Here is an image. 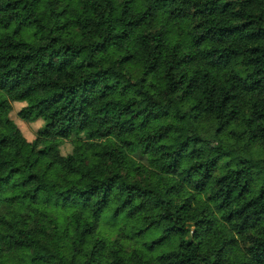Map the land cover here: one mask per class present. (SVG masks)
<instances>
[{
  "label": "trees",
  "instance_id": "16d2710c",
  "mask_svg": "<svg viewBox=\"0 0 264 264\" xmlns=\"http://www.w3.org/2000/svg\"><path fill=\"white\" fill-rule=\"evenodd\" d=\"M0 264H264V0H0Z\"/></svg>",
  "mask_w": 264,
  "mask_h": 264
},
{
  "label": "rangeland",
  "instance_id": "374dc122",
  "mask_svg": "<svg viewBox=\"0 0 264 264\" xmlns=\"http://www.w3.org/2000/svg\"><path fill=\"white\" fill-rule=\"evenodd\" d=\"M23 102H12L11 103V111L9 113L10 118L12 119V121L17 125V127L20 129L22 135L28 140V141H32L36 135L38 130L41 128L42 126V121L41 120H36V121H24L22 120L19 115L18 112L20 110V108L23 106ZM203 142L200 143L198 145L199 148V157L201 158H206L209 157L211 155H213L215 153V148L218 146H224L225 148L231 149V148H235V144L233 143H226L225 141H220L219 139L212 137V136H207V134H202L201 135ZM55 143V139L50 138L47 141L48 145H52ZM59 149L61 151L62 154H66L68 152H70L71 150V144L69 142V140H63L60 145H59ZM90 155L93 158V160H96V153H95V146L91 145L90 148ZM47 158L46 156H43L40 158V164L39 166L42 168L44 167V165L47 163ZM52 173L56 174L59 172L57 167H53L51 169ZM158 198L155 197L153 200H151V205H155L157 203Z\"/></svg>",
  "mask_w": 264,
  "mask_h": 264
}]
</instances>
